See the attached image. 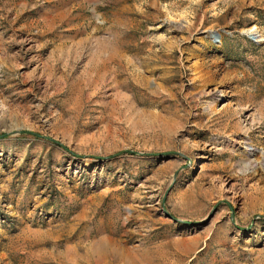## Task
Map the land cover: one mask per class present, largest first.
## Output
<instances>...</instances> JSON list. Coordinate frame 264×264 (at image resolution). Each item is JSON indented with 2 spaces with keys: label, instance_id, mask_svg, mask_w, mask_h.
<instances>
[{
  "label": "rangeland",
  "instance_id": "374dc122",
  "mask_svg": "<svg viewBox=\"0 0 264 264\" xmlns=\"http://www.w3.org/2000/svg\"><path fill=\"white\" fill-rule=\"evenodd\" d=\"M0 264H264V0H0Z\"/></svg>",
  "mask_w": 264,
  "mask_h": 264
},
{
  "label": "water",
  "instance_id": "95a60500",
  "mask_svg": "<svg viewBox=\"0 0 264 264\" xmlns=\"http://www.w3.org/2000/svg\"><path fill=\"white\" fill-rule=\"evenodd\" d=\"M213 35H214L215 37H218V33H217V32H215ZM248 37H249L251 40H254V41H255L256 33H252V32H250V33L248 34Z\"/></svg>",
  "mask_w": 264,
  "mask_h": 264
},
{
  "label": "bare ground",
  "instance_id": "6f19581e",
  "mask_svg": "<svg viewBox=\"0 0 264 264\" xmlns=\"http://www.w3.org/2000/svg\"><path fill=\"white\" fill-rule=\"evenodd\" d=\"M254 32L255 31V28H250V29H248V30H246V33H250V32ZM262 39V38H261ZM260 39H258V41H259Z\"/></svg>",
  "mask_w": 264,
  "mask_h": 264
}]
</instances>
